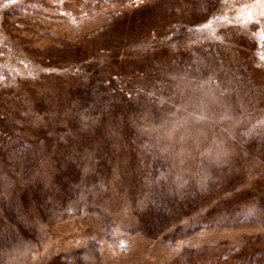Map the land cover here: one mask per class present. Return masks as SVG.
<instances>
[{"label":"rangeland","instance_id":"1","mask_svg":"<svg viewBox=\"0 0 264 264\" xmlns=\"http://www.w3.org/2000/svg\"><path fill=\"white\" fill-rule=\"evenodd\" d=\"M0 264H264V0H0Z\"/></svg>","mask_w":264,"mask_h":264}]
</instances>
